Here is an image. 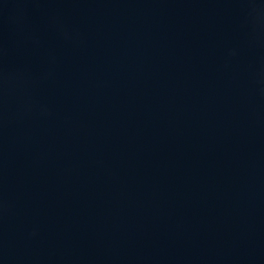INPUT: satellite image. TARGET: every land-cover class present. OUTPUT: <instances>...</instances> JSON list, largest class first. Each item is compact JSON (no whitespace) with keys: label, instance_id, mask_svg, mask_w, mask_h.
Listing matches in <instances>:
<instances>
[{"label":"water","instance_id":"95a60500","mask_svg":"<svg viewBox=\"0 0 264 264\" xmlns=\"http://www.w3.org/2000/svg\"><path fill=\"white\" fill-rule=\"evenodd\" d=\"M0 264H264V0H0Z\"/></svg>","mask_w":264,"mask_h":264}]
</instances>
